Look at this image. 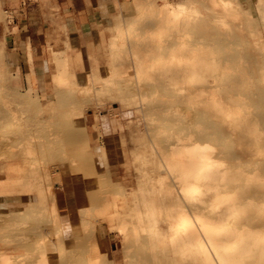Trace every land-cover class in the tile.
I'll return each instance as SVG.
<instances>
[{
    "label": "rangeland",
    "instance_id": "1",
    "mask_svg": "<svg viewBox=\"0 0 264 264\" xmlns=\"http://www.w3.org/2000/svg\"><path fill=\"white\" fill-rule=\"evenodd\" d=\"M83 16L68 39L53 24L29 70L16 8L0 9V262L264 264V0ZM189 141L212 145L214 179L184 177ZM180 207L182 227L166 219Z\"/></svg>",
    "mask_w": 264,
    "mask_h": 264
},
{
    "label": "crops",
    "instance_id": "2",
    "mask_svg": "<svg viewBox=\"0 0 264 264\" xmlns=\"http://www.w3.org/2000/svg\"><path fill=\"white\" fill-rule=\"evenodd\" d=\"M102 0H0V9L6 12L7 8H16L17 19V34L23 40L21 45L15 46V49H20L21 53L28 58V69L34 70L36 65V52L40 50L44 53L47 49V41L51 38L53 24L60 23L62 32L61 36L70 37V24L75 22L70 20L71 15H84V21L88 20L87 16H91L95 11V6H101ZM112 3L113 0H104ZM81 11V14L79 13ZM74 30L81 29L74 27ZM17 39V36H14ZM68 63L72 62L71 58H67ZM31 62V63H30ZM34 62V64H33Z\"/></svg>",
    "mask_w": 264,
    "mask_h": 264
},
{
    "label": "bare ground",
    "instance_id": "3",
    "mask_svg": "<svg viewBox=\"0 0 264 264\" xmlns=\"http://www.w3.org/2000/svg\"><path fill=\"white\" fill-rule=\"evenodd\" d=\"M6 126V125H5ZM8 126V125H7ZM7 128V127H6ZM52 136V135H51ZM178 139V138H177ZM20 140V139H19ZM186 140V139H185ZM19 143V142H18ZM12 145H13V143H11ZM8 146V145H7ZM19 146V145H18ZM182 148H183V150H184V152H183V155H182V159L180 160V162H179V167L183 170V173H184V177L186 178V180L189 182H191L192 180H194V179H207V180H209V179H214L215 177H216V172L214 171V169L213 168H211V162H212V160H211V150H212V145L210 144V143H208V142H204V143H200V144H197V143H195V142H188V143H186V144H184L183 146H182ZM13 149V148H12ZM11 149V150H12ZM16 151V150H15ZM19 156V155H18ZM16 157V156H15ZM39 157H41L40 155H39ZM20 158V157H19ZM18 158V159H19ZM15 159V158H14ZM39 162V161H38ZM21 164V163H20ZM41 164V163H40ZM175 165H176V162H175ZM20 166V165H19ZM18 166V167H19ZM30 166H33V165H30ZM9 167V166H8ZM172 167V166H171ZM20 168V167H19ZM41 168V167H40ZM15 169H17V167L15 168ZM41 171H42V169H41ZM256 176V175H255ZM250 177L252 178V175H250ZM9 178H11V177H9ZM159 178H160V176H159ZM256 178H257V176H256ZM255 178V179H256ZM29 179V178H28ZM15 180V179H14ZM13 180V181H14ZM53 180V179H52ZM20 182V181H19ZM13 183H15V182H13ZM49 185V184H48ZM12 187V186H11ZM198 188H199V185H193L192 186V190H194V191H196V190H198ZM48 189H49V187H48ZM169 190V189H168ZM54 194H55V192H54ZM57 196H58V194H57ZM109 197H110V195H109ZM112 197V196H111ZM121 197V196H120ZM123 197V196H122ZM55 198H56V196H55ZM118 198V197H117ZM130 198V197H129ZM58 199V198H57ZM113 199H114V197H113ZM119 199V198H118ZM118 199H116L117 201H119ZM127 200V199H126ZM235 200H236V198H235V195H229V196H227V197H225V198H222L220 201H218V203H219V206H221L222 208H227V207H229V206H231L234 202H235ZM248 200V199H247ZM53 201V200H52ZM52 201H50V202H52ZM124 201V200H123ZM122 201V202H123ZM141 201V200H140ZM77 202V201H76ZM84 202V201H83ZM120 203V202H119ZM79 204H81V202L79 203ZM90 204V203H89ZM126 204V203H125ZM124 204V205H125ZM55 205V204H54ZM83 205V204H82ZM39 206V205H38ZM57 206V205H56ZM53 207V206H52ZM84 208H86V207H84ZM40 210V209H39ZM48 210H50L49 208H48ZM133 210V209H132ZM202 211V210H201ZM94 212V211H93ZM187 212V208L186 207H180V208H178V209H176V210H174V212L173 213H171V214H169L168 216H167V221L168 222H170L171 224H173V225H177V226H179V227H182V226H184L185 224H187L188 222H189V219L187 218L186 219V213ZM97 213V212H96ZM114 214V213H113ZM126 214V213H125ZM127 214H128V212H127ZM196 214V213H195ZM96 215V214H95ZM115 215V214H114ZM118 215V214H117ZM112 216V215H111ZM110 216V217H111ZM185 216V217H184ZM129 217V216H128ZM3 218V217H2ZM113 218V217H112ZM158 218H159V216H158ZM199 218V217H198ZM97 219V218H96ZM192 219V218H191ZM197 219V218H196ZM202 219V218H201ZM216 221V220H215ZM213 221H211V223H212ZM219 223V222H218ZM120 224H122V223H120ZM170 224V225H171ZM213 224V223H212ZM211 224V226H209V227H207L206 228V230L207 229H211V233H212V238H214L213 237V234L214 233H216V231H218V228L216 227L217 226V223H215V224H213L212 225ZM134 225V224H133ZM132 225V226H133ZM170 225L168 226V227H170ZM201 225V224H200ZM220 225V224H219ZM186 226V225H185ZM203 226H204V224H203ZM203 226H200V227H202L203 228ZM187 228V230H190L191 232H193V234L195 235V237L193 236V238H197V233H196V231H195V227H191V228H189L188 229V227H186ZM204 228H205V226H204ZM246 228V227H245ZM125 229V228H124ZM136 229V228H135ZM200 228L198 227V230H199ZM209 229V230H210ZM248 229V228H247ZM259 229V228H258ZM261 229V228H260ZM170 230V229H169ZM197 230V231H198ZM202 230V229H201ZM205 230V231H206ZM232 230V229H231ZM249 230H251L250 228H249ZM205 231H203L202 233H205ZM60 232V231H59ZM199 232V231H198ZM233 231H231V233H232ZM55 233V232H54ZM200 234V233H199ZM25 235V234H24ZM207 235V234H206ZM23 236V235H22ZM55 237V236H54ZM192 237V236H191ZM33 238V237H32ZM59 238H61L60 237V235H59ZM210 239V241H212V240H214V239ZM202 239V238H201ZM234 239V238H233ZM61 240V239H60ZM41 241V240H40ZM202 241H203V239H202ZM60 245H62V244H60ZM210 245H213V243H210ZM207 246V245H206ZM59 248V247H58ZM92 250V247L90 246V244L89 243H84L83 245H82V252H84V253H88V252H90ZM66 251V250H65ZM44 254V253H43ZM64 254H66L67 255V253H64ZM40 257V256H39ZM1 261V260H0ZM33 263H35V262H33ZM0 264H4L3 262H0ZM32 264V263H31ZM36 264H48V259H47V257H45V256H42L41 257V259L39 258V261H37V263Z\"/></svg>",
    "mask_w": 264,
    "mask_h": 264
}]
</instances>
